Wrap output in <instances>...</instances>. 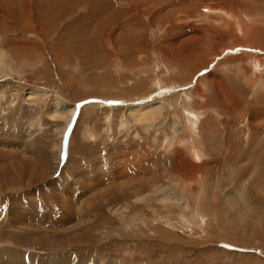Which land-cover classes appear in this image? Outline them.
<instances>
[{
	"label": "rangeland",
	"instance_id": "1",
	"mask_svg": "<svg viewBox=\"0 0 264 264\" xmlns=\"http://www.w3.org/2000/svg\"><path fill=\"white\" fill-rule=\"evenodd\" d=\"M58 1L0 0V264H264V0Z\"/></svg>",
	"mask_w": 264,
	"mask_h": 264
},
{
	"label": "bare ground",
	"instance_id": "2",
	"mask_svg": "<svg viewBox=\"0 0 264 264\" xmlns=\"http://www.w3.org/2000/svg\"><path fill=\"white\" fill-rule=\"evenodd\" d=\"M58 1V0H57ZM52 2V1H51ZM50 2V3H51ZM55 2H56V0H55ZM59 2V1H58ZM96 3H97V1H96ZM54 4V3H53ZM95 4V3H94ZM101 4V3H100ZM99 5V4H98ZM95 6V5H94ZM71 7V6H70ZM53 8V7H52ZM66 8V7H65ZM69 9V8H68ZM72 10V9H71ZM63 13V12H62ZM65 13V12H64ZM96 13H97V10H96ZM23 14V13H22ZM30 15H31V13H30ZM101 15V14H100ZM44 16V15H43ZM56 19V18H55ZM42 23V22H41ZM0 29H1V27H0ZM3 30V29H2ZM5 30V29H4ZM3 72V71H2ZM57 101H59V100H57ZM58 103H61V101L60 102H58ZM134 112V110L133 111H130V113H133ZM132 115H134V113L132 114ZM131 115V116H132Z\"/></svg>",
	"mask_w": 264,
	"mask_h": 264
}]
</instances>
